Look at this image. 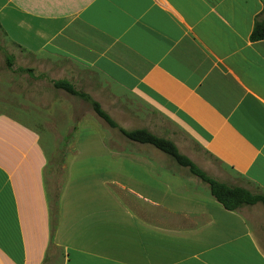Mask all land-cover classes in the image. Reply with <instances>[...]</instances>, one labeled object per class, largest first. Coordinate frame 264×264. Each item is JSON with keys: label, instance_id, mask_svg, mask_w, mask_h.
<instances>
[{"label": "crops", "instance_id": "crops-1", "mask_svg": "<svg viewBox=\"0 0 264 264\" xmlns=\"http://www.w3.org/2000/svg\"><path fill=\"white\" fill-rule=\"evenodd\" d=\"M263 12L264 0H0V32L22 55L83 71L77 85L122 128L154 133L126 121L121 104L140 98L264 193V41L250 39ZM0 80V264H264L263 212L226 210L94 112L76 130L92 144L75 139L54 205L33 125L49 130L51 96L34 89L48 82Z\"/></svg>", "mask_w": 264, "mask_h": 264}, {"label": "rangeland", "instance_id": "rangeland-1", "mask_svg": "<svg viewBox=\"0 0 264 264\" xmlns=\"http://www.w3.org/2000/svg\"><path fill=\"white\" fill-rule=\"evenodd\" d=\"M82 73L83 71L65 60L45 55L33 57L22 55L18 51H15V46L0 32V78H13L16 80L15 83L17 84H22L26 79L35 80L36 82H40L38 80H44L45 83L48 82L47 86H38L40 83H37L34 89L36 95L49 94L51 96L50 109L54 113L52 119L48 120L49 126L45 125L48 126L49 130L43 129V118L35 120L38 124L34 123L33 125L44 133L42 134L43 143L49 158L46 171V182L50 198L54 205L63 181V162L64 159L73 152L75 139L80 138V142L85 141L90 143L86 141L87 134L90 133L89 130L83 128L76 133L80 122H85L89 119L90 114L94 112V116L98 119L99 126L106 130H115V138L128 141L120 131V129H124L121 127L122 124L116 122L105 111L106 104L99 103L95 99L93 100L88 93L84 91L82 86L77 85L75 80L76 78H80V76L83 75ZM89 77H91V75L88 74L87 78ZM102 83L103 78L94 71V90L100 91L103 87L101 85ZM0 84L2 85L1 80ZM4 86L7 87L6 83ZM129 99L131 100L130 103L126 105L121 104V107L125 106L124 108L127 109L131 107L130 111L135 114L134 116L136 118L132 120L127 119L126 121L133 122L135 127L146 126L151 129L155 135L171 140L176 145L179 152L209 178L232 188L237 187L247 190L253 195L264 196L263 192L255 189L253 186L245 182L236 181V175L232 173L229 168L209 155L204 147L169 115L157 107L144 102L140 98L130 97ZM94 103L100 105L101 109L115 122L117 128L111 127L108 122L97 115L94 110ZM45 104L47 103L43 104V102H41L35 105H40L43 109ZM140 114L144 118L138 120L137 116ZM17 115L23 122H32V120L26 117V113H24L25 116H22L20 113ZM162 156H164V158H169L172 162L174 161V159L163 153ZM174 164L188 175H193L190 168L183 167L176 162ZM193 176L201 180L199 177ZM203 184L208 185L205 182H203ZM241 209H257L264 214V205L261 202L244 206Z\"/></svg>", "mask_w": 264, "mask_h": 264}, {"label": "trees", "instance_id": "trees-1", "mask_svg": "<svg viewBox=\"0 0 264 264\" xmlns=\"http://www.w3.org/2000/svg\"><path fill=\"white\" fill-rule=\"evenodd\" d=\"M250 39L252 42L264 41V12L256 18ZM94 110L97 115L108 122L111 127L117 128L115 122L101 109L99 104L94 103ZM120 131L129 141L150 145L174 159L177 164L190 168L193 175L199 177L203 182L209 185L212 196L226 210L237 211L244 206L251 205L256 202H261L264 205V196L253 195L247 190L237 187L232 188L209 178L189 159L184 157L171 140L159 137L147 129H136L130 131L120 129Z\"/></svg>", "mask_w": 264, "mask_h": 264}]
</instances>
